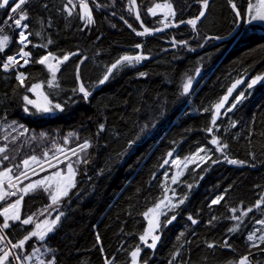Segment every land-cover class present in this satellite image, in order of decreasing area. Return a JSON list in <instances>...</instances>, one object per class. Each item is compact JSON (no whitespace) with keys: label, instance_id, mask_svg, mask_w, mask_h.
<instances>
[{"label":"trees","instance_id":"trees-1","mask_svg":"<svg viewBox=\"0 0 264 264\" xmlns=\"http://www.w3.org/2000/svg\"><path fill=\"white\" fill-rule=\"evenodd\" d=\"M137 1L144 27L136 19L130 0H88L92 24L80 19L79 3L72 16L64 9L67 0H31L23 6L32 33L31 59L22 69L26 77L23 86L16 80V72L4 71L0 63V126L20 123L26 129L23 135L32 133L35 137L24 138L19 150L10 144L9 159L3 160L4 152L1 168L11 166L12 174H18L22 157L42 152L44 145L39 146L36 140L42 133L51 149L83 141L90 147L86 155L79 152L88 162L76 165L75 187L59 205L48 207L49 194L41 189L24 195L22 220L42 210H51V216L64 215L45 241L32 237L23 249L14 251L27 257L45 243L51 250L45 251V260L54 257L55 264H131V253L137 247L141 249L139 264H238L247 255L249 264H264V243L254 247L247 240L254 223L264 218V81L251 89L245 87L251 76L264 73V27L240 24L245 30L227 38L236 29L238 17L229 0H212L195 29L183 25L139 36L136 32L144 28L167 23L149 13L154 3H171L176 13L171 22H181L199 15L202 0ZM246 1L233 0L241 16ZM10 12L9 7L0 9V35L10 37L0 59L19 50L17 29L12 21L5 23ZM49 52L69 55L60 65L54 87H49L44 66L35 62ZM138 53L147 58L114 69L105 83H99L116 60ZM197 71L188 93H183L185 80ZM242 77L243 83L213 125L215 105ZM37 81L63 111L45 116L24 111L23 96ZM81 83L91 93L86 100L82 93L73 91ZM240 91L245 98L228 112ZM65 136H69L68 142ZM213 137L218 145L211 143ZM225 144L226 148L216 151ZM199 147L209 148L211 159L182 175L177 193L187 199L164 217V224L172 216L176 219L162 226L160 240L150 249L139 237L146 228L143 213L163 196L164 171L169 168L164 161L169 153L184 157ZM39 156L44 161L52 154ZM225 157L244 163L230 164ZM218 196L223 200L211 204ZM4 205L0 202V209ZM248 208L252 211L244 216ZM44 216L42 213L36 221ZM3 219L0 216L1 225ZM36 221L29 225L9 221L10 227L3 232L12 243H18L33 231ZM225 241L230 248L224 246Z\"/></svg>","mask_w":264,"mask_h":264},{"label":"snow or ice","instance_id":"snow-or-ice-1","mask_svg":"<svg viewBox=\"0 0 264 264\" xmlns=\"http://www.w3.org/2000/svg\"><path fill=\"white\" fill-rule=\"evenodd\" d=\"M31 0H2L0 2V9H4L6 7H9L11 9V12L5 21L7 23L9 20L12 21L15 29H22L19 31L18 36L19 40L18 43L26 47L28 43H31L29 41L28 36L32 33H26V29L28 28V24L22 23L23 21L28 20V14L26 10L24 9V5L26 3H30ZM130 2L134 5L135 0H130ZM230 7L232 8L233 12L237 17L242 15L241 9L238 8V5L233 2V0H229ZM46 7V5H45ZM77 4L73 2V0H67V3L65 5V10L67 11L68 16H72L74 10L76 9ZM97 7H100V5H97ZM209 7V0H202V10L199 12V15L195 17L194 19H190L187 21L189 25L195 29L197 25V21H199L202 17L205 16L206 10ZM79 8L81 9L82 14L80 15V19L87 21L88 24L94 23L91 9L89 8V4L87 3V0H79ZM162 10L164 11L165 17L172 16L174 17L176 15L175 11L173 10V6L171 3H164V4H156L153 8H149L148 11L155 16L156 10ZM248 15H250L251 20L253 21H264V0H257V4H251L249 2L247 8L244 10ZM136 19L140 20L139 14L136 15ZM125 23H127L125 21ZM181 23H184V21H181ZM130 28L131 25H128ZM164 27H169L168 23L164 24ZM135 31V30H134ZM157 31H160V29H157ZM146 33H149L148 28H144L142 32H136L137 35L143 36ZM36 35H39V33H36ZM10 42V37L8 35H0V53H3L5 49L8 47ZM48 43H51V40L48 41ZM186 43V42H185ZM46 47V45H44ZM23 47L21 48L20 52L17 54L20 59L23 60V65H26L30 62L29 57L30 53L23 50ZM137 48H140L141 45H136ZM70 55H75V53H72ZM147 57L144 55H136V56H122L118 60L115 61L111 65L110 68H108L107 73L103 76V78L99 81L100 84L105 83L108 79L110 74L113 72L114 69H117L120 66H123L124 64H133L139 63L140 61L146 59ZM69 59V55H64L62 58H57L54 56L51 52H49L47 55L41 57L39 60L35 61L36 63H39L41 65H45L48 70L52 73V80L48 82L49 87H54L53 81L56 77V72L59 71V66L63 64L65 61ZM55 61V63H53ZM83 61H81L82 63ZM20 64V60L17 59L16 55L7 56L6 62L3 63L2 67L5 70H8L10 67ZM23 65H20L23 67ZM141 76L145 75L144 73L140 74ZM77 78L79 79V66L77 67ZM26 77L23 72H20L16 76V80L19 81L20 85H24ZM264 80V76H256L254 79H252L251 83H249L247 86L249 89H251L254 85H256L258 82ZM241 80H237L235 83L231 85L227 89V94L221 99L219 103L215 105L216 114L212 117V124H216V119L220 115V110L224 108L225 103L229 101V97L232 96L234 90L237 88L239 84H241ZM192 85V78L189 77L187 82L183 86L184 93H188L190 87ZM42 85L39 83L32 84L30 88L27 89L29 92H33L36 94V99H30L27 95L23 96V101L26 105H31L35 110L39 113H51L54 110H60L63 111V106L60 103H54L51 99H49V96L45 94L43 91H41ZM78 91L79 93L83 94V98L86 100L89 95L91 94L84 86L83 83L79 85L78 89L73 90ZM245 98L244 93H240L238 96L234 97V102L231 104V106L227 109L228 112H231L239 103L243 101ZM25 112H28V107L24 108ZM234 126V125H233ZM100 129L103 130V125L100 126ZM209 132L212 131L211 128L208 129ZM44 134L42 133L41 136ZM67 142V141H65ZM211 143L213 145H218V140L213 137L211 140ZM90 147V143L88 141L83 142L78 146L79 152H84L85 155L86 150ZM227 145H223L221 147H217L216 151H222V148H226ZM6 149L4 147H0V153H4ZM72 155L77 156V160L75 163L79 164L81 162L87 163V159L79 156V152L76 148H73L70 150ZM206 150L204 148L198 149L197 153L193 154L190 157H186L183 161L184 167L186 168L188 166V163H196L197 160H199L201 163L206 162L207 160L211 159L210 156L204 155L201 156V152H205ZM58 152L64 153L63 148H59ZM45 157H47V153L44 154ZM169 156H171V153H169ZM9 157L7 155L3 156V160H8ZM57 161V163H63L64 161H61L58 156L53 157ZM65 159L69 162L67 163V172L66 174L62 173L61 171H56L52 175L45 176L42 179L33 181L28 183L23 188H17V185L13 183V177L10 175L12 172L11 168L5 169L3 172H0V201H4L6 197L10 196H16L17 191L22 192L24 195H27L29 192L36 191L38 189L43 190L44 192H47L49 194V197L51 199V205L48 207H52L53 205H59L62 197H67L69 195L70 189L75 187V176H76V170L74 168L73 162H71L70 157L65 154ZM227 160V157H225ZM169 161L165 160L164 163L167 164ZM215 162V161H214ZM230 164H237V163H244L242 161H236V160H227ZM23 167L25 171H22L19 176H16L14 179L16 181L20 180V177L23 176L25 179H29L28 171L31 170L34 175H38V173L35 171L34 168H31L32 164H37L40 166L41 170L43 171V163H47L49 167H55L56 165L52 164L50 160L45 159L43 162H41L38 157L31 156L28 159L23 160ZM172 163L176 165L177 167L180 166L182 163L179 160H173ZM19 167V166H17ZM182 173H178L177 175H180ZM7 179L8 181V188L16 189V191H7L4 187V180ZM177 182V176L172 177V183ZM189 188L192 187V185H188ZM165 192H167V189H165ZM24 195L19 196L18 199L15 200L13 203H9L7 207H4L2 211H0V216H2L3 223L0 225V243H4L6 241V237L3 234L4 229H8L10 227L9 221H19L21 225H29L33 223V218L29 216L26 219H21L20 216V206L21 202L24 199ZM185 199L187 197L181 198L178 203H173L171 198L167 195H165L159 203H157L154 207L149 208L143 215L148 218V228L144 232L143 235L139 237L140 241L143 242L148 248L155 249L157 242L160 240V236L155 234L161 227H166L168 224H171L176 217L172 216L171 218L167 219L166 223L164 225H161L160 222V216L166 215L162 211L163 208H168L169 210L177 208L179 205L183 204ZM223 200V196H218L215 199L211 201V204H218L220 201ZM257 208L260 207L259 202L256 205ZM232 212H236L237 209H232ZM252 211V208H248L246 212L243 213L244 216H246L249 212ZM64 215L63 212H59L58 215L54 219L48 220L45 219L40 223H35V230L31 231L29 235H25L23 239L19 240L18 243H12L10 240H8L5 244V247H0V264H12V261H21L22 259L25 260H31L32 256L22 257L19 253L15 252L14 250L17 249H23L26 242L29 241L30 238L35 237L38 238L39 241L43 242L45 241L46 236L49 233H52L56 226L58 225L61 217ZM189 220L193 224H196L197 221L194 220L191 216L188 217ZM215 219V218H213ZM232 219L240 221L242 220L241 216H233ZM211 223V221H209ZM257 223L264 225V219L257 221ZM236 229H230L229 231H235ZM149 238H151V243H149ZM255 234H250L247 236V239L249 241H254L256 239ZM259 241L261 243H264V235H260L258 237ZM97 240H99V237H97ZM10 245V247H8ZM210 248L213 247V245H208ZM225 247H231L227 243V241L224 242ZM256 247L257 245H253ZM36 252H39V249L35 250ZM46 251H51L50 249H46ZM141 252V249L139 247L136 248L135 251L131 253L132 257V264H137V257L139 256ZM35 254V253H34ZM39 264H55V258L52 257L51 259L45 261L42 258H39ZM106 264H111V261H106ZM238 264H249L248 256L242 257Z\"/></svg>","mask_w":264,"mask_h":264},{"label":"rangeland","instance_id":"rangeland-1","mask_svg":"<svg viewBox=\"0 0 264 264\" xmlns=\"http://www.w3.org/2000/svg\"><path fill=\"white\" fill-rule=\"evenodd\" d=\"M88 1V0H87ZM0 2H2V0H0ZM73 2L74 3H79V0H73ZM67 3V2H66ZM88 3V2H87ZM164 3H169V2H167V1H163V2H156V3H154L153 5H151V7L150 8H153L156 4H164ZM251 4H257V0H252L251 1ZM66 5V4H65ZM89 8H90V5H89ZM64 9H65V6H64ZM91 9V8H90ZM67 12V11H66ZM82 13V12H81ZM150 13V12H149ZM151 14V13H150ZM152 15V14H151ZM156 15H158L159 16V19L161 20V21H163V22H171L172 20H173V17L172 16H169V17H165V14H164V11H162V10H159V9H157L156 10ZM248 20H249V24H251V23H256V24H259V25H261L262 27H264V21H253V20H251V17H250V15H249V17H248ZM26 22V21H25ZM84 22L87 24V21H86V19L84 20ZM27 23V22H26ZM28 24V23H27ZM29 26V25H28ZM247 26H249V25H247ZM30 39V38H29ZM30 41V40H29ZM30 44V43H29ZM138 55H142V54H140V53H138ZM54 56H56V55H54ZM64 56V55H63ZM63 56H56L57 58H62ZM128 56H136V55H128ZM144 56H146V55H144ZM147 57V56H146ZM31 59V58H30ZM141 62V61H140ZM139 62V63H140ZM53 63H55V61H53ZM133 64H137V63H133ZM44 66V68L46 69V71L48 72V80H47V82H49L50 80H52V73L48 70V68L45 66V65H43ZM111 67V66H110ZM109 67V68H110ZM59 68H60V66H59ZM58 72V71H57ZM57 72H56V74H57ZM17 75L19 74V73H16ZM106 74H108V73H106ZM198 71L193 75V77H191L192 78V84L194 83V81H195V79L198 77ZM256 76H264V73H261V74H256V75H253V76H251L249 79H248V82H247V84H246V86L245 87H248L247 85L249 84V83H251V81H252V79H254ZM56 78V77H55ZM243 79H244V77H242V78H240V79H238V80H241L242 81V83H243ZM187 80L188 79H186L185 80V82H184V84L187 82ZM55 81V80H54ZM54 81H53V83H54ZM262 81H264V80H262ZM261 82V81H260ZM35 83H39V84H41L42 85V82H40V81H37V82H34V83H32V84H35ZM241 83V84H242ZM259 83V82H258ZM32 84L28 87V88H30L31 86H32ZM184 84H183V86H184ZM240 85V84H239ZM239 85L237 86V88L239 87ZM192 86V85H191ZM27 88V89H28ZM236 88V89H237ZM235 89V90H236ZM235 90H234V92H235ZM41 91H43L44 92V90H43V87H41ZM28 93H26L25 95H27L30 99H33V100H35L37 97H36V94L35 93H33V92H29V91H27ZM182 92L184 93V91H183V87H182ZM233 92V93H234ZM45 93V92H44ZM240 93H242V91H240ZM239 93V94H240ZM46 94V93H45ZM24 95V96H25ZM238 96V95H237ZM50 99V98H49ZM54 102V101H53ZM54 103H56V102H54ZM226 104V103H225ZM25 107H28V109H29V111L27 112V113H29L30 115H34V116H40V115H42V116H45V115H53L54 113H56L58 110H54L53 112H51V113H39V112H37L36 110H35V108H33L31 105H26L25 104V102H24V108ZM25 132H26V129L20 124V123H16V122H4L3 124H1V126H0V147H4L5 149H6V153H7V156H8V153H9V145L10 144H15V147H16V150H19L20 149V142L24 139V138H32V137H35V135L34 134H32V133H30V134H26V135H23V134H25ZM23 135V136H22ZM65 138V141H67L68 142V138H69V136H65L64 137ZM36 140H37V142H38V144H39V146H42V145H44L43 146V150H42V152L41 153H33V154H30V155H28V156H24V157H22V159L20 160V166H21V170H20V172L18 173V174H16V175H13L12 173H13V171L11 172V176H19L20 175V173L22 172V171H25V169H24V167H23V160H25V159H28V158H30L31 156H36V157H38V159L41 161V157L39 156V155H41L42 154V157H45V153H47L48 155L47 156H49V154H52V156L51 157H54V156H57V155H60L61 153L60 152H58V149L59 148H63L64 149V152H67V151H69V150H71V149H73V148H77L78 149V146L80 145V144H82L83 142H85V141H83L82 143H80V144H78V145H75V146H73V147H69V148H65V147H59V146H57V147H53L52 149L51 148H49V147H47V143L46 142H44L43 140H44V136H37L36 137ZM45 140H46V138H45ZM46 147H47V149H46ZM200 148H204L206 151L205 152H201L200 153V155L201 156H204V155H207V156H209L210 155V149L209 148H205V147H199V148H197L195 151H193L192 153H190V154H188V155H186V156H184V157H179V156H169V158H168V163H167V166L169 167L167 170H165L164 171V192H163V196H162V198L165 196V195H167V196H169L170 198H171V200H172V202L173 203H178V201L181 199V198H183L181 195H180V193H177V183L179 184V180H180V178L182 177V175L190 168V167H195V166H198L199 164H201V162L199 161V160H197L196 161V163H188V166L185 168L184 167V164H183V161L185 160V158L186 157H190V156H192L193 154H195V153H197V151H198V149H200ZM79 152V151H78ZM3 153H0V172H3L5 169H7V168H11V166H6V167H3V168H1V165H2V155ZM67 156L68 157H70V159H71V162H73V164H74V168H75V170H76V165H77V163H75V161L77 160V156H74V155H72V153L71 154H67ZM79 156H81V153L79 154ZM48 158V157H47ZM49 159V158H48ZM59 159L61 160V161H64L63 163H57V161L56 162H52V164H54V165H56L55 167H49V165L48 166H46V168L42 171V170H40V171H38L37 173H38V175H34L33 173H28V176H29V179H22L21 181H22V183H21V181H20V183H19V186H20V188H23V187H25L28 183H30V182H33V181H36V180H39V179H42L43 177H45V176H49V175H52L54 172H56V171H61L62 173H64V174H66V172H67V167H66V165H67V163L69 162L68 160H66L65 159V156H64V154H62V155H60L59 156ZM43 160V159H42ZM45 160V159H44ZM173 160H179V161H181L182 163L180 164V166L179 167H177L176 165H174L173 163H172V161ZM41 162H43V161H41ZM36 164H32L31 165V168H33L34 166H35ZM12 169V168H11ZM30 171V170H29ZM28 171V172H29ZM178 173H182V174H180V175H177ZM173 176H177V182L176 183H172V177ZM6 181H7V179H5L4 180V187H5V189H7V186H6ZM165 189H167V192H165ZM21 195H24L22 192H21V194L19 195V196H21ZM19 196L18 197H16L15 199H14V201L13 202H15V200L16 199H18L19 198ZM161 198V199H162ZM161 199H159L154 205H152L150 208H152V207H154L157 203H159L160 202V200ZM1 202V201H0ZM49 205H51V199H50V197H49ZM20 208H21V206H20ZM149 209V208H148ZM147 209V210H148ZM173 210V209H172ZM50 211L51 210H49V211H47V210H42L41 211V213H39L37 216H35V217H32L33 218V222H35L36 221V218H38L42 213H44V215H46V216H44V217H46V218H43V219H41V220H39V221H36V223H40V222H42L43 220H45V219H48V220H51V219H54L55 217H56V215L55 216H51L50 215ZM162 211L164 212V213H166V215H161L160 216V222H161V225H164V217L165 216H167L168 214H169V212L171 211V210H169L168 208H163L162 209ZM58 215V214H57ZM145 219H146V228H145V230H144V232L147 230V228H148V218H146L145 217ZM264 219V218H263ZM260 220H262V219H260ZM259 221V220H258ZM1 225V224H0ZM162 228V227H161ZM35 230V225H34V229H33V231ZM160 230L161 229H159L155 234H157V235H159V233H160ZM144 232L142 233V235L144 234ZM255 234V237H257L256 239H254V241H249L248 239V241L250 242V244H257V243H259L260 241H259V239H258V237L260 236V235H264V225H261V224H259V223H257V221L254 223V225L252 226V228H251V230L248 232V234H247V236L248 235H250V234ZM47 237V236H46ZM149 243H151V238H149V241H148ZM143 243V242H142ZM158 243V242H157ZM5 242L4 243H1V247H5ZM143 245H145L144 243H143ZM146 246V245H145ZM46 244L45 243H41L38 247H36L34 250H33V252H32V254L30 255V256H32V259L31 260H27L26 261V263L25 264H39V258H42V259H44L45 260V257H44V253H45V251H46ZM36 249H39V252H36L35 250ZM35 253V254H34ZM34 259V260H33ZM46 261V260H45ZM131 264H132V262H131ZM137 264H139V262H138V257H137Z\"/></svg>","mask_w":264,"mask_h":264},{"label":"water","instance_id":"water-1","mask_svg":"<svg viewBox=\"0 0 264 264\" xmlns=\"http://www.w3.org/2000/svg\"><path fill=\"white\" fill-rule=\"evenodd\" d=\"M212 0H209V4H210V2H211ZM132 7H133V13H134V15H135V17H136V15L137 14H139V6H138V1L137 0H135V4L133 5L132 4ZM208 10V9H207ZM207 10H206V13H207ZM205 13V14H206ZM139 16H140V14H139ZM203 18V17H202ZM201 18V19H202ZM201 19L199 20V21H197V23H199L200 21H201ZM190 20V19H189ZM124 21V20H123ZM139 21V23H140V25L142 26V27H144L143 26V24L141 23V19L140 20H138ZM187 21L188 20H185L184 21V23H181V22H176V21H173V22H167L168 24H169V27H167V28H165L164 27V24L162 25V26H160V27H157V28H155V29H149V33H146V34H160V33H162V32H164V31H166V30H168V29H170V28H173V27H177V26H183V25H189L188 23H187ZM124 23H125V21H124ZM240 23H241V18L239 17V21H238V25H237V27H236V29L227 37V38H230V37H233L237 32H238V30L240 29ZM157 29H160V31H157ZM8 247H10V245H8ZM248 256V258L250 259V255H247Z\"/></svg>","mask_w":264,"mask_h":264},{"label":"built area","instance_id":"built-area-1","mask_svg":"<svg viewBox=\"0 0 264 264\" xmlns=\"http://www.w3.org/2000/svg\"><path fill=\"white\" fill-rule=\"evenodd\" d=\"M22 23H26V22L23 21ZM26 24H27V23H26ZM21 30H22V29H17V32L19 33V31H21ZM25 31H26V33H30V31H29V27H28ZM30 36H31V35L28 36V39L30 38ZM18 40H19V36H17V42H18ZM18 44H19V43H18ZM19 46H20L19 50H18L16 53L11 54V55H16V56H17V59L20 60V64L15 65V66H12V67H10L8 70H5V69L2 67V69H3L4 71H16V73H20V72H22L21 70H22L24 67H26V66L28 65V64L23 65V60L20 59V57L17 55V54L20 52L21 48L23 47V46H21L20 44H19ZM28 46H29V43L27 44L26 47H23V50H24V51H27V52L30 53V51L28 50ZM11 55H7V56H11ZM7 56H5L3 59H0L1 66L3 65L4 62H6ZM30 58H31V53H30L29 60H30ZM20 65H23V67H21ZM14 178H15V177H13V183H15V184L17 185V188H20L19 183H20V181H21L24 177L21 176L19 181H16ZM8 191H16V189L8 188ZM19 193H20V192L17 191L16 196H17ZM12 197H15V196H10V197H8V198H12Z\"/></svg>","mask_w":264,"mask_h":264},{"label":"flooded vegetation","instance_id":"flooded-vegetation-1","mask_svg":"<svg viewBox=\"0 0 264 264\" xmlns=\"http://www.w3.org/2000/svg\"><path fill=\"white\" fill-rule=\"evenodd\" d=\"M252 0H248L247 3H246V7L248 6L249 2L251 3ZM254 1V0H253ZM241 18V23L240 24H243V26H246L249 24V20H248V17L249 15L244 11L243 12V16H239ZM239 17H238V21H239ZM243 19V20H242ZM243 21V22H242ZM242 30V28H240Z\"/></svg>","mask_w":264,"mask_h":264},{"label":"bare ground","instance_id":"bare-ground-1","mask_svg":"<svg viewBox=\"0 0 264 264\" xmlns=\"http://www.w3.org/2000/svg\"><path fill=\"white\" fill-rule=\"evenodd\" d=\"M244 1H245V0H244ZM247 1H248V0H247ZM247 1H246V3H247ZM77 4H78V3H77ZM78 6H79V5H78ZM245 9H246V8H245ZM81 14H82V13H81ZM193 19H194V18H193ZM242 20H243V19H242ZM26 22H27V21H26ZM242 22H243V21H242ZM9 23H11V22H9ZM11 25H12V24H11ZM241 25H242V24H241ZM249 25H251V24H249ZM243 29H244V27H243ZM243 29H242V30H243ZM250 29H251V28H250ZM242 30H241V31H242ZM244 30H245V29H244ZM244 30H243V31H244ZM246 30H247V29H246ZM241 31H239V32H241ZM237 33H238V32H237ZM29 40H30V39H29ZM15 72H16V71H15Z\"/></svg>","mask_w":264,"mask_h":264}]
</instances>
